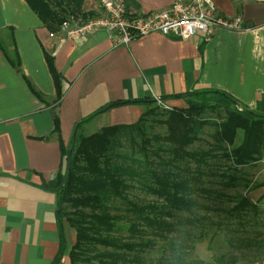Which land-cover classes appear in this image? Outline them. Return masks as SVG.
<instances>
[{
  "label": "crops",
  "instance_id": "1",
  "mask_svg": "<svg viewBox=\"0 0 264 264\" xmlns=\"http://www.w3.org/2000/svg\"><path fill=\"white\" fill-rule=\"evenodd\" d=\"M117 1L130 14L145 15L168 11L176 0ZM212 1L220 16L242 17L244 29H217L189 41L154 33L115 47L104 31L81 39L60 29L50 32L26 0H0V264H52L59 253L58 198L53 188L43 187L67 171L53 132L55 117L69 147L79 123L115 102L217 90L264 115V0ZM95 2L100 15V0ZM1 47L11 58L17 50L19 68ZM45 53L63 77L59 102ZM164 102L187 106L183 99ZM150 108L149 103L115 107L78 131L91 135L134 124ZM63 226L67 250L61 264L68 262L76 237L66 220Z\"/></svg>",
  "mask_w": 264,
  "mask_h": 264
},
{
  "label": "trees",
  "instance_id": "2",
  "mask_svg": "<svg viewBox=\"0 0 264 264\" xmlns=\"http://www.w3.org/2000/svg\"><path fill=\"white\" fill-rule=\"evenodd\" d=\"M26 2L50 32H57L65 21L72 19L85 22L99 15L94 11H85L84 0H26ZM1 49L13 66L19 68L17 50L14 51V58H11L2 47ZM45 57L56 88V102H59L62 98L63 77L55 67L54 58L48 53H45ZM28 85L33 94L43 101L42 95L35 91L30 82ZM220 98L226 99L248 114L246 116L233 109L229 110L226 121L220 125L218 137L219 142L232 148L225 151L222 156L231 161L235 168L248 166L257 161L264 147V115L250 111L231 95L222 91L196 90L161 98L163 101L183 99L187 104L185 108L173 107L168 113L167 119L163 122L167 127L166 137L148 136L147 122L154 113L153 109L146 111L134 124L104 127L89 136L80 135L78 131L82 123L93 120L104 111L127 104L149 103V106H152L156 101L135 100L108 105L76 126L69 147L63 144L59 120L55 117L53 132L58 135L62 155L67 161V171L65 175H59L52 184H43L46 189L53 188L58 198L60 249L52 264H61L67 250L63 220L68 222L76 234L75 243L69 252L70 264H81L82 260H86L88 249L95 246L115 250V253L98 254L94 257L108 259L111 264L118 263L121 257L118 251L132 252L137 248L149 246L148 243H132L110 234L118 228V218L106 210V198L109 196L123 198L124 191L129 188L128 179L142 178L132 168L127 169L114 163V158L125 159L124 155L118 156L115 152L129 149L134 156L148 161L153 150V142L162 141L171 146L167 164L176 168H179L177 163L206 155V153L191 152L188 148L199 139L202 127L208 124L203 119V115L208 110H212L215 107L214 100ZM239 132L243 133V138L240 144L235 146ZM153 177L154 186L150 185L149 191L158 197H164L174 210L189 209L194 206V201L187 198L192 192L188 187V179L175 182L169 176L159 177L153 174ZM66 205L74 211L66 213L64 209ZM247 205L249 201L243 199V202L234 209L240 210V207ZM156 208L155 205L147 207L131 205L132 212L138 214H145L148 211L154 213ZM83 209H90V213H84ZM145 221L156 236H162L170 230V224L160 219L146 217ZM135 229V226L130 227V230Z\"/></svg>",
  "mask_w": 264,
  "mask_h": 264
},
{
  "label": "rangeland",
  "instance_id": "3",
  "mask_svg": "<svg viewBox=\"0 0 264 264\" xmlns=\"http://www.w3.org/2000/svg\"><path fill=\"white\" fill-rule=\"evenodd\" d=\"M98 7L95 0H84L85 11L97 12ZM214 103L215 107L203 115L208 124L202 127L199 139L188 148L191 152L206 153L204 156L177 163L179 168H176L167 164L171 146L162 141L153 142L148 161L134 156L129 149L115 152L118 156L124 155L125 159L114 158V163L132 168L142 178L128 179L129 188L124 191L123 198H106V210L118 218V228L110 234L128 242L149 245L132 252L118 251L121 257L117 264H264V186L261 187L264 183V147L256 162L235 168L222 156L232 147L219 142L218 137L220 125L233 107L224 99H215ZM150 109L154 113L147 122L148 136L166 137L167 127L163 122L173 106L156 102ZM89 132L85 131L83 135L88 136ZM242 138L243 133L239 132L235 146ZM153 174L169 176L175 182L188 179L192 192L187 198L194 201V206L174 210L164 197L150 192L148 187L154 186ZM243 199H247L249 205L234 209ZM132 204L155 205L157 210L138 214L132 212ZM64 209L66 213L74 211L68 205ZM83 211L90 213V209ZM146 217L170 224V230L156 236L147 226ZM131 226L136 229L130 230ZM106 253H115V250L91 247L81 264H111L108 259L94 258ZM63 264H70V261Z\"/></svg>",
  "mask_w": 264,
  "mask_h": 264
},
{
  "label": "built area",
  "instance_id": "4",
  "mask_svg": "<svg viewBox=\"0 0 264 264\" xmlns=\"http://www.w3.org/2000/svg\"><path fill=\"white\" fill-rule=\"evenodd\" d=\"M100 8V15L85 22L65 21L60 32L81 39L104 31L114 46L119 47L129 46L134 40L154 33L189 41L195 36H209L217 29H244L242 17L220 16L212 0H176L168 11L145 15L130 14L126 5L117 0H100ZM155 101L165 103L160 97Z\"/></svg>",
  "mask_w": 264,
  "mask_h": 264
}]
</instances>
